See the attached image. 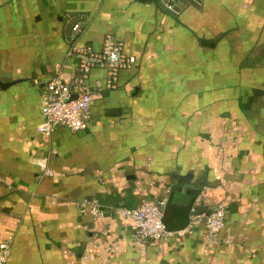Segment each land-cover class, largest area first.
I'll use <instances>...</instances> for the list:
<instances>
[{
  "label": "crops",
  "instance_id": "obj_1",
  "mask_svg": "<svg viewBox=\"0 0 264 264\" xmlns=\"http://www.w3.org/2000/svg\"><path fill=\"white\" fill-rule=\"evenodd\" d=\"M0 0V243L7 264H264V0ZM106 35L137 57L87 130L38 131L45 83ZM107 71L95 68L93 85ZM8 83V86H1ZM51 169L46 175L42 168ZM95 199L102 215L81 212ZM165 201L167 239L136 243L120 206ZM228 207L219 239L192 221Z\"/></svg>",
  "mask_w": 264,
  "mask_h": 264
},
{
  "label": "built area",
  "instance_id": "obj_2",
  "mask_svg": "<svg viewBox=\"0 0 264 264\" xmlns=\"http://www.w3.org/2000/svg\"><path fill=\"white\" fill-rule=\"evenodd\" d=\"M181 0H157L159 6L165 11L178 15V4ZM72 34L68 38V54L76 60V73L72 78L66 79L59 76L49 79L45 83L42 93L41 107L42 119L38 124V131L51 135L59 127L72 131L87 130L91 121V109L98 95L104 89H115L119 86L120 71L132 68L137 61L135 54L126 50L122 41L116 40L112 35H106L100 50L94 49L89 44L78 45L79 34L86 26L82 15L69 16ZM95 68L107 71L105 86L93 85L90 82L91 72ZM46 175H53L51 169L42 168ZM165 201L142 200L134 207L120 206L118 211L125 219L133 221L136 227V243L148 240L167 239L171 232L167 230L164 220ZM81 212L93 216H101L102 209L95 199H85L81 204ZM228 207L225 203H217L212 210L192 221L194 225L200 221L206 227V237L209 240H218L219 234L225 225ZM11 256V245L8 241L0 243V264H7Z\"/></svg>",
  "mask_w": 264,
  "mask_h": 264
},
{
  "label": "water",
  "instance_id": "obj_3",
  "mask_svg": "<svg viewBox=\"0 0 264 264\" xmlns=\"http://www.w3.org/2000/svg\"><path fill=\"white\" fill-rule=\"evenodd\" d=\"M1 86H8V83H1Z\"/></svg>",
  "mask_w": 264,
  "mask_h": 264
}]
</instances>
